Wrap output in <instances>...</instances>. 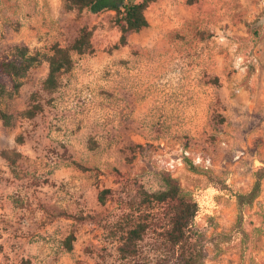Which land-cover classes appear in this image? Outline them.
Segmentation results:
<instances>
[{"label":"rangeland","instance_id":"1","mask_svg":"<svg viewBox=\"0 0 264 264\" xmlns=\"http://www.w3.org/2000/svg\"><path fill=\"white\" fill-rule=\"evenodd\" d=\"M65 2L0 0V59L16 45L49 56L83 26L94 47L73 52L54 92L42 90L44 61L0 103L17 114L41 91L44 104L10 127L0 119V264H166L162 210L134 256H121L111 233L140 190L162 189L165 170L201 206V264H264V181L240 214L231 190L206 174L244 192L264 165V0H155L149 26L119 47L115 11ZM3 149L22 153L15 168ZM103 189L111 190L105 203Z\"/></svg>","mask_w":264,"mask_h":264},{"label":"trees","instance_id":"2","mask_svg":"<svg viewBox=\"0 0 264 264\" xmlns=\"http://www.w3.org/2000/svg\"><path fill=\"white\" fill-rule=\"evenodd\" d=\"M155 0H66L65 5L70 10L100 13L107 10L115 11L114 22L121 31L116 47L126 45L128 34L138 32L149 26L146 11ZM195 3L196 0H187ZM93 32L87 26L80 29L78 36L69 46H53V53L45 55L40 51H32L26 45H16L9 55L0 59V103L5 99H13L21 90L24 78L36 65L48 62V74L43 81V92L52 93L60 84L61 75L70 71L74 66L73 52L85 54L92 52ZM42 92L34 91L25 109L17 114L3 109L0 105V119L5 126H12L16 117L35 118L44 110ZM18 142L24 137L19 135ZM1 155L11 168H15L22 158V153L16 149H3ZM189 167L199 172L198 166L191 160H186ZM1 172V170H0ZM209 179L221 189L231 190L236 196L239 212L246 206H252L261 195L264 181V165L256 168L253 173L254 182L247 191H233L224 180H220L210 173ZM162 189L155 192L140 190L139 195L128 201V208L124 210L111 228V233L120 240L118 250L124 258L134 256L138 252V242L143 239L147 231L158 222L157 212L161 211L164 221L160 235L165 246L169 249L170 258L166 264H201L207 256L204 241L195 238V217L199 205L192 194L185 191L180 180L168 170L160 173ZM110 189H103L98 195L101 203H105ZM74 234L70 233L65 240L68 249H72ZM200 242V243H199ZM171 261V263H169ZM141 264H157L143 261Z\"/></svg>","mask_w":264,"mask_h":264},{"label":"built area","instance_id":"3","mask_svg":"<svg viewBox=\"0 0 264 264\" xmlns=\"http://www.w3.org/2000/svg\"><path fill=\"white\" fill-rule=\"evenodd\" d=\"M203 197H204V198H207L208 196H207V195H203ZM200 208H201V206H199V211H198L197 215H198L199 212H200ZM197 215H196V217H197ZM196 217H195V218H196Z\"/></svg>","mask_w":264,"mask_h":264}]
</instances>
